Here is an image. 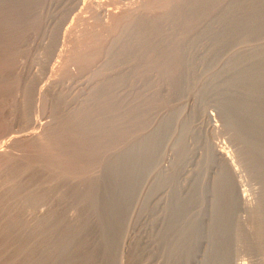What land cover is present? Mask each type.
<instances>
[{"label":"bare ground","instance_id":"1","mask_svg":"<svg viewBox=\"0 0 264 264\" xmlns=\"http://www.w3.org/2000/svg\"><path fill=\"white\" fill-rule=\"evenodd\" d=\"M38 2L0 0L1 133L11 124L5 111L7 103H11L12 111H17L21 104L26 114L35 100L36 82L27 78L25 81L24 71L16 63L20 42L23 43L27 31L37 32L43 25L41 11L34 8ZM163 6L164 11L158 14L123 12L115 19L110 38L104 39L94 30L92 43L75 47L70 60L81 69L93 67L101 57L107 58V69L122 60L135 64L127 73L96 70V81L87 99L77 107H66L65 93L56 92L52 107L56 122L48 126L46 133L32 132L36 134L32 139L17 142L28 151L38 152L37 156L0 154V159H4L0 180L3 178L6 183L26 175L12 185L8 181L10 189L28 190L32 184L45 180L48 171L35 165L41 159L54 170L51 178L68 186L65 195L71 200L62 210L50 208L34 224V231L42 238L40 244L31 247L27 240L21 243L17 252L25 254L22 264H123L133 207L140 200L142 187L156 167L157 158L164 154L163 147L173 134L182 106L172 107L153 130L134 136V131L150 123L153 108L168 103L169 96L153 91L139 101L126 102L119 92L121 82L142 80L149 84L155 69L169 83L172 94L183 95L196 83L198 61L191 46L195 34L204 33L213 22L222 26L213 33L216 46L202 57L207 65L241 39L264 35V0H165ZM203 21L207 25L200 28ZM227 63L233 71L224 79L215 74L214 83L206 82L200 88L201 96L213 89L222 94L218 98L222 121L259 183L254 185L259 187L258 203L248 206L249 219L242 218L239 209L245 207V199L223 149L217 152L229 168L222 162L220 171L207 185L198 172L197 182L185 189L176 180V168L173 174L155 181L145 197L143 208L153 216L152 228L159 245L146 250L147 246H140L137 241L130 254L135 263L145 264L157 256L162 264H236L240 253L246 251L257 257L256 264H264V42L236 50ZM20 91L24 95L21 102L17 96ZM188 129L185 124L184 134L177 142L180 162L187 153ZM17 132L11 133V138L18 136ZM27 132L26 137L31 135ZM120 144H124L122 149ZM210 155L208 150V158ZM96 167L101 168L99 173ZM168 185L171 191L163 199L160 216L155 215L160 206L153 197ZM58 189V184H41L35 193H27V204L52 197ZM207 202L208 208L204 207ZM42 206L39 205V210ZM17 225L15 218L10 219L2 229L10 231Z\"/></svg>","mask_w":264,"mask_h":264},{"label":"rangeland","instance_id":"2","mask_svg":"<svg viewBox=\"0 0 264 264\" xmlns=\"http://www.w3.org/2000/svg\"><path fill=\"white\" fill-rule=\"evenodd\" d=\"M164 3L165 0H160L159 2L156 0H39V5L37 4V7L34 8L35 10L37 9V11H41L40 16L42 17L43 25L40 29H37V32L34 29H29L27 31L26 36L21 40L23 43L20 42L21 46L19 45V50L21 51H19V62L17 60L18 63H16L17 68L21 70V72L24 71L23 74L25 78L23 77V79H25V81L28 79L33 80L34 83L36 82V86L35 84L34 86L37 89H33V99L35 100H33V107L31 108L30 106L27 109V112L30 114H24V109L21 104L17 111H12L11 103L6 104L5 111L9 114L8 116H10L9 119L11 124H14H10V128L8 129L11 130L10 132L8 130L3 131V134L0 132V154L7 152L13 153L16 156L20 154L37 156L38 152L28 151L25 147H20L17 142L19 143L23 140L29 141L34 137L32 136L33 134L36 136V134L42 135L44 134L43 132L46 133L48 126L50 127L56 122L57 117L52 109L53 99L56 94L64 92L65 94H63L66 96V103L68 104H66V107H77L85 101L84 98L87 99V95L94 85V81H96V70L103 69L107 73H112L113 71L127 73L132 70L135 64V62L131 60H122L117 66L107 69V58L101 57L94 63L93 67L81 69L78 63L70 60L73 53L72 51L75 47H84L92 43L94 39V30L100 32L104 39L110 38V34L113 32L115 19L123 12L130 10V12L132 11L131 13L135 12V14L140 12L158 14L164 11ZM206 25L207 21H203L199 27L205 28ZM208 27L209 30H206L208 32L205 31L202 34H195L192 41L191 46L195 51L194 54L197 57L196 60L198 61V65L196 68V83L193 84L192 90L189 92L183 95L172 94L169 83L166 79L161 77L160 73L155 69L151 73V82L149 84H144L142 80L134 82L126 80L121 82L119 86V92L126 102L134 103L139 101V98L145 97L153 91H160L162 94L169 96L168 103L158 104L153 108L150 123L143 129L134 131V136H141V134L153 130L172 107L182 106L173 134L166 140L163 147L165 148L164 154L157 158L156 167L149 172L148 178L142 187L140 200L138 204L133 207L132 216L130 218L131 228L124 243L122 256L123 264H138L135 263L136 260L130 259L131 251L137 241L140 243V246H143V244L144 247L147 246L146 250H150L151 246L152 249L157 248V245H159L158 239L156 238L157 236L155 235V229L152 228L153 216L150 211L143 208L145 197L153 184H155V181L161 178V176L173 174L176 168H178L176 180L178 179V182H180L185 189H188L194 182H197L196 177L198 176V172L201 173V180L205 185L211 183L214 175L220 171L223 163L229 168V165L222 161L221 155L217 152L218 149H223L226 153L230 161H228V163L233 166L232 169L234 173H232L234 174V178L238 182L245 199V207L239 209V214L242 218L249 219L251 210L248 206H254L258 203L259 194L257 195V193H259V187L255 186L259 185V183L246 165L239 144L228 133L222 121L219 107V99L222 94L213 89L205 97H202L200 88L206 82L214 83L216 80V77H214L215 74H219V78L224 79L228 72L233 71L227 63L231 54L242 47L253 48L256 43H263L264 35L259 38L246 37L241 39L239 43L236 42V44L234 43L235 45L233 44L230 48L224 49L220 56L215 60L213 59L210 65H207V61L202 57L209 55V49L216 46L215 40L213 44V33L221 29L222 26L220 23L213 22L212 26ZM66 71L69 73L65 74ZM22 82H24V80H22ZM23 84H25V82ZM22 94V91H20L17 95L20 102L24 98ZM10 110L12 113H10ZM21 118H24V120ZM185 124L189 127L185 133L187 153L185 160L180 162L177 142L184 134ZM33 129H35V131ZM14 132H17L19 135L15 137L12 136L11 138L10 134H16ZM26 132L30 134L35 132L36 134L33 133L28 135V139L24 136ZM20 134H22V136ZM25 138L27 140H25ZM123 147L124 144L119 145V149ZM208 150L211 152L209 158L207 156ZM35 165L41 167L42 170H47L49 175L40 183L32 184L28 190H12L10 189L11 186L6 184L9 180H7L6 183L3 178L0 180V264H22L25 254L17 252L21 243L27 240L31 247L33 245L35 246L37 243L40 244L42 238L41 236H37L39 233L34 231V224L43 216L42 214L50 208L57 207L62 210L71 201L70 197L65 195L68 186L62 185L56 179L51 178L54 170L46 167L41 159H37ZM3 166L4 159H0V170H2ZM96 169L95 171L99 173L101 168L96 167ZM25 177L26 175L13 178L9 181V184L12 185L18 181V179H23ZM74 180L76 181L77 179L75 178ZM41 184H58L59 189L52 197H48L35 204H27V193H35ZM166 191L168 193H166ZM170 191L171 186L168 185L155 193L156 195L154 197L156 199L153 197V200L158 202V206H160L156 209L157 214L155 215L160 216L163 201ZM161 199L162 201L159 202ZM207 201L209 202V199ZM208 202L204 207H207V204H209ZM39 205H43L40 207L42 210H39ZM197 209H199V207ZM35 210H37V212ZM14 218L17 220L18 224L14 229L10 231L2 229L3 225H5L8 220ZM22 221H26L27 223L25 225L21 224ZM160 223L159 221L158 226ZM154 240L157 241V243ZM148 247L150 248L147 249ZM139 249L141 248L139 247ZM241 253L238 256L236 264L258 263V261L255 260L257 257L254 258L255 256L253 253L251 254L252 256L250 252L243 251ZM152 257L148 259V264H162V259L159 261V257ZM254 261L257 262L255 263ZM147 262L145 264H147Z\"/></svg>","mask_w":264,"mask_h":264}]
</instances>
